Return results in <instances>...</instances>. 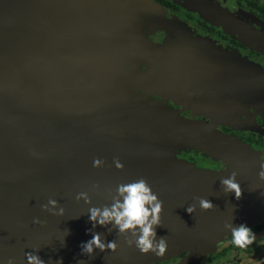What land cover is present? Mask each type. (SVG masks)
<instances>
[{
	"label": "water",
	"instance_id": "obj_1",
	"mask_svg": "<svg viewBox=\"0 0 264 264\" xmlns=\"http://www.w3.org/2000/svg\"><path fill=\"white\" fill-rule=\"evenodd\" d=\"M125 7L118 0H0V264L10 258L27 264L25 253L37 251L45 264L60 258L63 264H139L157 257L129 246L130 233L93 229L89 220L90 207L110 206L119 184L139 178L163 201L156 233L167 238L164 255L205 241L250 212L245 199L186 171L165 151L96 128L85 117L83 109L99 101L140 109L114 92L116 83L130 82L125 72L136 51L130 43L136 15ZM53 115L63 126L45 121ZM98 119L104 122L103 115ZM96 158L102 166H93ZM80 192L91 204L76 200ZM196 197L214 208L202 210ZM49 199L63 215L42 207ZM92 232L105 243L115 240L116 250L82 254Z\"/></svg>",
	"mask_w": 264,
	"mask_h": 264
},
{
	"label": "flooded vegetation",
	"instance_id": "obj_2",
	"mask_svg": "<svg viewBox=\"0 0 264 264\" xmlns=\"http://www.w3.org/2000/svg\"><path fill=\"white\" fill-rule=\"evenodd\" d=\"M132 2L136 51L130 82L116 83L117 95L161 124L146 140L220 184L235 171L241 197L260 210L242 223L256 233L245 249L229 231L193 259L180 252L150 264H264V0Z\"/></svg>",
	"mask_w": 264,
	"mask_h": 264
},
{
	"label": "clouds",
	"instance_id": "obj_3",
	"mask_svg": "<svg viewBox=\"0 0 264 264\" xmlns=\"http://www.w3.org/2000/svg\"><path fill=\"white\" fill-rule=\"evenodd\" d=\"M103 163L104 161L100 158H96L93 161V166L100 167ZM114 163L118 169H123L124 165L119 158H114ZM260 169L259 178L264 180V162L260 164ZM236 176L237 173L233 171L229 177L221 178V185L225 193L234 192L235 198L240 199L242 189L240 183L236 180ZM81 199L85 203L91 204V198L87 192H80L76 195V200ZM196 199L202 210L214 208L209 199L203 197H196ZM112 201L110 206H92L88 209L89 220L92 222L93 229L100 225L107 228L109 232L112 229H118L119 234L130 233L131 235L127 237L129 246L135 244V247L143 254L151 252L157 256H163L168 248L167 238L160 237L157 239L156 233V226L161 225L160 215L163 211V201L152 190L146 179L139 178L129 183L119 184ZM42 207L54 215L64 214V208L59 206L58 201L55 199H49L48 203L42 205ZM195 210L196 204H192L186 209L189 214H192ZM33 222L36 224L43 223L39 218H35ZM109 225H111V228L108 227ZM225 228L230 229L232 243L241 249L247 248L256 241V233L246 224L234 226L233 223H226ZM66 231L68 234V230ZM89 231L91 232L92 229H89ZM80 247L82 254L92 255L95 249L114 252L117 244L115 240L105 243L101 238V233L92 232L91 239L82 242ZM37 253H25L27 264H45V261ZM7 264H14L13 259L10 258ZM55 264H63L62 258L55 261Z\"/></svg>",
	"mask_w": 264,
	"mask_h": 264
},
{
	"label": "rangeland",
	"instance_id": "obj_4",
	"mask_svg": "<svg viewBox=\"0 0 264 264\" xmlns=\"http://www.w3.org/2000/svg\"><path fill=\"white\" fill-rule=\"evenodd\" d=\"M144 4L143 2L145 1L146 3L149 2V0H137ZM118 3H122L124 6L126 5L125 11H128V9H131L136 13V9L133 7V2L132 0H118ZM154 6V5H152ZM140 8V7H139ZM138 8V9H139ZM136 11H135V10ZM155 15V14H154ZM134 83V82H133ZM130 90H134L133 85L131 84ZM115 94L117 95V91ZM93 107V106H92ZM85 114L89 119H91L96 126V128L101 129L104 127L105 130H108L111 133L114 134H119V135H124L129 138L136 139L142 143L151 145L153 147L159 148L166 153L170 154L167 152L165 149L162 147L153 144L151 141L146 140L145 135H150V134H157L160 129L158 126H161L160 123H155L150 121V115L146 111H139V110H131L130 108L119 105L118 103L112 102V101H99L96 104H94L93 108H90L88 106L85 107ZM104 116V122H102L101 119H98V117ZM59 116H49V119H46L45 121H49L50 123H55L59 126H63V124L60 123V120L58 118ZM82 126H86L85 124H82ZM158 130H155L157 129ZM157 131V132H156ZM173 157V156H171ZM177 161H179L180 165H183L184 169L188 172H192L198 176H201L202 178H205L206 180L211 181L212 183H215L218 185L220 188L223 189L222 185L214 178L210 177L207 169L196 167L193 163L186 161V160H178L177 158L173 157ZM207 172V173H206ZM247 203L250 205V212L248 213V216H245L242 219H236L235 221L231 222L233 223L234 226H239L240 224L243 223V221L249 217H255L258 213H260L259 208L257 205H253L252 203L248 202ZM230 231V229H227L225 227H221L217 233L212 236L211 238L202 241V242H197L190 247L185 248L184 250L178 251L176 253H171L168 255H163V256H157L152 259H149L147 261L141 262L139 264H150L155 261H163L168 258H171L173 256H176L180 252H188L190 253V257L193 259L196 256V253L199 249V251H210L213 249L214 242L223 234H227Z\"/></svg>",
	"mask_w": 264,
	"mask_h": 264
},
{
	"label": "crops",
	"instance_id": "obj_5",
	"mask_svg": "<svg viewBox=\"0 0 264 264\" xmlns=\"http://www.w3.org/2000/svg\"><path fill=\"white\" fill-rule=\"evenodd\" d=\"M131 68L133 69V66H131ZM131 68L129 69V68L127 67V70H126L125 74H128V73L130 74V73L132 72V69H131Z\"/></svg>",
	"mask_w": 264,
	"mask_h": 264
}]
</instances>
